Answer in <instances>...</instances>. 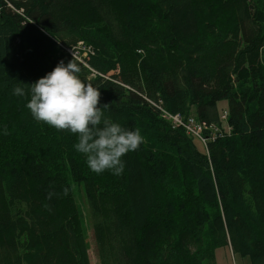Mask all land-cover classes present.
Segmentation results:
<instances>
[{
  "label": "trees",
  "instance_id": "16d2710c",
  "mask_svg": "<svg viewBox=\"0 0 264 264\" xmlns=\"http://www.w3.org/2000/svg\"><path fill=\"white\" fill-rule=\"evenodd\" d=\"M72 59L144 137L120 176L13 94ZM87 223L100 264H264V0H0V264H90Z\"/></svg>",
  "mask_w": 264,
  "mask_h": 264
},
{
  "label": "clouds",
  "instance_id": "9594fccd",
  "mask_svg": "<svg viewBox=\"0 0 264 264\" xmlns=\"http://www.w3.org/2000/svg\"><path fill=\"white\" fill-rule=\"evenodd\" d=\"M80 71L74 59L60 60L43 77L12 91L26 100L33 120L76 136L73 147L92 173L120 176L125 169L123 158L136 152L144 137L139 128L129 129L105 115L109 105L100 103V89L82 80Z\"/></svg>",
  "mask_w": 264,
  "mask_h": 264
},
{
  "label": "rangeland",
  "instance_id": "374dc122",
  "mask_svg": "<svg viewBox=\"0 0 264 264\" xmlns=\"http://www.w3.org/2000/svg\"><path fill=\"white\" fill-rule=\"evenodd\" d=\"M78 45H81L83 49L77 48L73 52L75 53V52L81 51L83 52L82 54L83 56H85L84 52L87 51L85 50L84 46L86 48L92 49L91 46L85 43H82V41L78 42ZM192 115L193 114L190 113V115L188 116H192ZM76 199L80 202V204H82L85 214H87L86 205L84 202V196L80 189L77 190ZM85 239H86L87 253H88L90 264H100L99 254H98V250H97V246H96V242L94 238V233L88 223L86 224ZM214 255H215V264H251L250 258L248 256H242L238 253H233L228 246L218 247L217 249H215Z\"/></svg>",
  "mask_w": 264,
  "mask_h": 264
},
{
  "label": "built area",
  "instance_id": "2783aa9c",
  "mask_svg": "<svg viewBox=\"0 0 264 264\" xmlns=\"http://www.w3.org/2000/svg\"><path fill=\"white\" fill-rule=\"evenodd\" d=\"M77 48H82V47H81V45H77ZM84 48H85V50H87L86 52H84V55H85L84 57H86L88 55V53H92V50L90 48H86L85 46H84ZM73 51H74L73 49H68L69 53H71L73 56L77 57L80 62L85 64V62L80 57L77 56L78 52L74 53ZM161 111H162V116L165 119L171 121L173 126L181 125L188 134L197 137L199 140H201L203 143H205L208 136H206V135L204 136L203 131L206 129V126L203 123L196 120L195 117H193V116L183 117L179 113L172 115V114H169L162 109H161Z\"/></svg>",
  "mask_w": 264,
  "mask_h": 264
},
{
  "label": "bare ground",
  "instance_id": "6f19581e",
  "mask_svg": "<svg viewBox=\"0 0 264 264\" xmlns=\"http://www.w3.org/2000/svg\"><path fill=\"white\" fill-rule=\"evenodd\" d=\"M171 122V121H170ZM212 127V126H211ZM214 136V135H213ZM208 139V138H207ZM206 142V141H205Z\"/></svg>",
  "mask_w": 264,
  "mask_h": 264
}]
</instances>
